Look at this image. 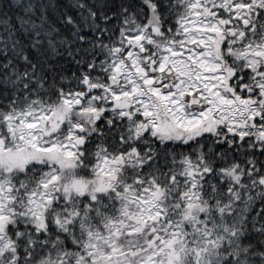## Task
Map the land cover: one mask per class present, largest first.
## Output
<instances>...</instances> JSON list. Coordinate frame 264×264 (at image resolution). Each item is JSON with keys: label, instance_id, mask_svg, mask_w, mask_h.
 Returning <instances> with one entry per match:
<instances>
[{"label": "snow or ice", "instance_id": "obj_1", "mask_svg": "<svg viewBox=\"0 0 264 264\" xmlns=\"http://www.w3.org/2000/svg\"><path fill=\"white\" fill-rule=\"evenodd\" d=\"M0 264H264V0H0Z\"/></svg>", "mask_w": 264, "mask_h": 264}]
</instances>
